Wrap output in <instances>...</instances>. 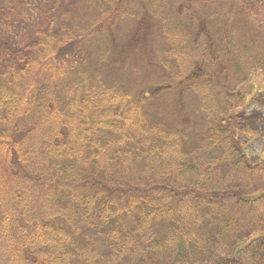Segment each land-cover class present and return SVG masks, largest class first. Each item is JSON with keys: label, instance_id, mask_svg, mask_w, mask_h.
<instances>
[{"label": "trees", "instance_id": "obj_1", "mask_svg": "<svg viewBox=\"0 0 264 264\" xmlns=\"http://www.w3.org/2000/svg\"><path fill=\"white\" fill-rule=\"evenodd\" d=\"M4 1L0 18L16 0ZM148 1L103 0L104 19L139 28L148 17L153 44L164 41L152 62L160 82L134 89L47 64L70 34L50 29L14 49L0 29V264H264V163L240 138L262 129L234 114L241 89L264 72V0H232L241 8L231 35L190 14V0L155 10ZM246 22L247 38L234 40ZM187 94L207 121L188 152V134L156 109Z\"/></svg>", "mask_w": 264, "mask_h": 264}, {"label": "rangeland", "instance_id": "obj_2", "mask_svg": "<svg viewBox=\"0 0 264 264\" xmlns=\"http://www.w3.org/2000/svg\"><path fill=\"white\" fill-rule=\"evenodd\" d=\"M156 1L158 0H149L148 2L150 6L154 7ZM190 1L187 4L188 6L192 4L190 14L194 11L193 14L196 18L207 19L209 24L216 22L218 27L228 25L229 29L227 27V30H229L230 35L235 33L236 26L234 28L233 26L237 15H239L241 4H233L232 0ZM112 2L115 3L116 0H112ZM157 3L160 6V3ZM5 4V1L0 0V8L5 7ZM128 5L131 8L132 4ZM102 7H104L103 9L109 7V3H105L103 0H16L13 10L1 16L0 29L9 38H12L11 45L14 49L24 47L26 42L35 39L39 32L50 29L52 35H57L59 38H63L67 34L72 35V42L64 43L60 48L57 46L55 52L49 55L47 64L53 63L56 68L67 67L75 70V79L80 82L83 78L90 80L95 75H102L105 77V81L118 83L131 89H134L135 86L149 85L156 77L157 83L160 82L163 76L161 63L159 64L157 61L158 67L155 69L152 62L156 58L154 57L155 50L162 44H158V42L164 41L158 39L156 35L157 40L153 44L154 30L152 26H149L148 17L144 15L151 13V11L142 12L144 13L142 16L145 17V24L137 28L138 21L132 19L126 22L120 18H114L115 21H110L108 18L104 19ZM157 7L151 10H155ZM46 13L52 17V27L49 26L50 22L46 18ZM148 16L150 17V15ZM25 22L28 23V29ZM243 26L237 32V37H234V40L247 38V22ZM160 29L161 26L156 31L160 33ZM72 31L74 35L71 33ZM135 32H137V37L134 35ZM47 42V39L44 38L43 43ZM80 46L82 53L79 52ZM166 47L168 44H165L164 50ZM43 52H45V47L41 46L35 50L34 56L39 59L44 54ZM65 54L69 56L66 57ZM201 67L203 68V66ZM2 73L3 70L0 69V78H3ZM170 80L171 78H169ZM202 80L200 79V81ZM40 87L38 93L42 95L45 84L41 83ZM177 90L180 92L182 89L177 88ZM241 91L243 98L235 102L234 114L245 119V126L249 125L252 129L261 128L262 131L258 136H254L255 133L248 136L243 132L240 138L245 141L244 150L248 156L254 162L264 163V136H262L264 135V72H256L252 80ZM176 98V95H172L171 98H164V101L160 100L156 109L161 113L166 111L171 119L177 120L188 134L189 140L185 143L184 148L188 152L201 146V142L206 137L203 132L206 129L207 121L203 107H200V103L192 95L188 96L187 94L183 100H176ZM29 101L32 102L33 97ZM194 111L193 118L192 112ZM197 137L201 139L200 143L199 140L197 141ZM104 141V143L112 142L114 138L109 136ZM124 146L123 149L130 148L126 144ZM135 158L137 159V157ZM139 163V161L137 164L131 161L129 165L138 172L143 166V163Z\"/></svg>", "mask_w": 264, "mask_h": 264}]
</instances>
